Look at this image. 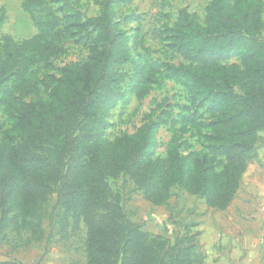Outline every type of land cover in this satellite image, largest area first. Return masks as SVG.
I'll use <instances>...</instances> for the list:
<instances>
[{
    "label": "trees",
    "instance_id": "16d2710c",
    "mask_svg": "<svg viewBox=\"0 0 264 264\" xmlns=\"http://www.w3.org/2000/svg\"><path fill=\"white\" fill-rule=\"evenodd\" d=\"M99 5L97 15L83 18L66 0H22L36 32L0 37V106L15 114L10 128L0 126V231L20 227L19 219L33 217L54 194L50 225L63 232L83 222L87 264H112L120 249L126 264H157L156 237L124 217L107 179L127 175L156 206L174 186L219 210L231 204L264 130V0H211L203 22L180 9L171 40L184 62L164 65L148 53L141 62L135 57L138 41L121 26L116 0ZM6 18L0 7V28ZM66 38L88 56L62 68L47 98L25 100L38 92L33 67L59 54ZM232 57L238 61L222 62ZM163 77L217 113L203 158L177 147L155 156L154 121L114 139L105 135L125 83L141 100Z\"/></svg>",
    "mask_w": 264,
    "mask_h": 264
},
{
    "label": "rangeland",
    "instance_id": "374dc122",
    "mask_svg": "<svg viewBox=\"0 0 264 264\" xmlns=\"http://www.w3.org/2000/svg\"><path fill=\"white\" fill-rule=\"evenodd\" d=\"M70 11L81 16L99 13L101 0H66ZM22 0H0L6 20L0 28V37L11 35L15 40L30 37L36 32L28 15L21 8ZM211 0H116L120 24L137 43L133 47L135 57L141 62L140 54L148 53L160 65L184 62L172 43V29L177 12L187 9L198 14L203 22ZM264 40V31L259 34ZM63 50L33 67L38 79V92L25 100L45 99L52 83L61 75L62 68L72 62L84 60L89 52L86 47L66 38ZM232 57L223 60L229 64L237 62ZM126 69L132 72L131 65ZM127 94L110 111V126L105 132L109 139L124 133L135 132L143 123H157L155 156L163 157L171 147L185 154L203 158L211 146L212 127L217 113L195 99L178 82L161 78L141 99H136L133 88L125 83ZM237 91L238 89L235 88ZM190 119L191 121H186ZM15 114L7 115L0 106V126L10 128ZM257 157L246 174L247 179L255 174L264 176V130L259 133ZM216 169H219L217 167ZM110 188L119 195L124 217L139 224L156 237L159 261L157 264H264V195L251 198L240 192L233 206L247 214L244 222L227 221L216 208L206 205L200 195H192L178 186L171 188V196L163 205H152L142 198L140 190L127 175L107 179ZM246 185L242 190L245 191ZM249 198L252 207L243 200ZM55 210V195L40 205L33 217L19 219L20 227L10 225L0 231V264H87L85 252L86 228L83 222L72 230L68 227L60 232L57 222L50 225V214ZM253 214V213H252ZM211 218L207 228L198 229L199 223ZM239 226L240 228L236 227ZM242 231H241V230ZM228 232V233H225ZM187 249H193L191 254ZM128 253L120 249L112 264H126Z\"/></svg>",
    "mask_w": 264,
    "mask_h": 264
},
{
    "label": "crops",
    "instance_id": "0c3cea01",
    "mask_svg": "<svg viewBox=\"0 0 264 264\" xmlns=\"http://www.w3.org/2000/svg\"><path fill=\"white\" fill-rule=\"evenodd\" d=\"M253 161L254 160H252L248 164V167H247L246 171L244 172V174H243V176L241 178L239 189H238L233 201L231 202V204L224 210L215 209V210L220 211L221 212V216H223L225 219H227V221H232V223H237V222L243 223L244 222L243 217L244 218H248L246 216L247 214H251L250 216L254 215V209H252V208H251V210L247 211V213H245V214L243 213L242 214V212L238 208H235L233 206V202L235 201V198L237 197V195L240 192H244L245 195L249 196L250 198L252 196H262V195H264V176L261 177L260 174L259 175L255 174L253 176V178H250V179L245 178L246 174L249 171V168L252 166V162ZM243 185H246L245 191L242 190ZM243 202H244L245 206H247L249 208L252 207L250 205L251 202H250L249 198H246L245 200H243ZM248 219H251V217L248 218ZM208 222L212 223L213 220H211V218H206L205 220H203L202 222L199 223V225H198L199 228L198 229L207 228ZM236 227L240 228L239 226H236ZM225 233H228V232H225Z\"/></svg>",
    "mask_w": 264,
    "mask_h": 264
},
{
    "label": "water",
    "instance_id": "95a60500",
    "mask_svg": "<svg viewBox=\"0 0 264 264\" xmlns=\"http://www.w3.org/2000/svg\"><path fill=\"white\" fill-rule=\"evenodd\" d=\"M1 264H14V263H1Z\"/></svg>",
    "mask_w": 264,
    "mask_h": 264
}]
</instances>
